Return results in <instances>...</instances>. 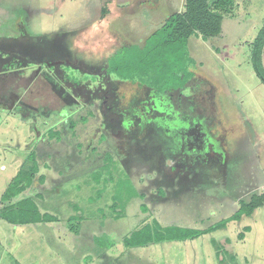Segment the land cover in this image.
I'll return each instance as SVG.
<instances>
[{"label":"rangeland","instance_id":"obj_1","mask_svg":"<svg viewBox=\"0 0 264 264\" xmlns=\"http://www.w3.org/2000/svg\"><path fill=\"white\" fill-rule=\"evenodd\" d=\"M137 1L139 5L132 15L110 18L108 26L101 24L102 32L107 26L111 32L114 29L121 34H134L131 38L139 41L145 32L152 31L164 16L178 10L185 2ZM142 1L145 2L141 4ZM101 5V0H0V24L17 8L28 6L30 32L52 33L95 19ZM233 9L234 17L225 19L220 35L208 39L194 35L190 41L191 55L196 60L195 72L210 75L208 79L215 85L216 102L212 110L218 118L208 126L236 159L231 163L233 167L227 183L215 184L213 179L210 182L200 176L195 185L182 188L175 184L176 193L175 188L168 189L173 180L158 171L155 161L142 159L138 154L123 163L124 167L120 163L117 167L127 171L142 196L133 198L125 215L118 219L108 220L112 218L110 215L101 222L90 218L95 213L87 211L86 205L91 201L88 195L94 190L86 189L87 185L83 184L95 180L88 166L104 164L110 153L116 158L114 150L117 147L112 144L107 147V135L99 134L101 122L102 126L112 123L109 118L113 111L105 106L103 118L97 117L92 110L65 108L42 83L43 102L53 108H46V113L40 110V118H25L19 110L0 107V205L18 172L35 168L39 172L33 190L43 192L44 203L61 220L48 222L46 227L44 223L12 224L0 217V264H219L213 240L224 238L231 240L237 255L236 263L230 261L229 264H264V204L252 215H244L240 220L230 221L226 228L194 239L165 240L131 248L122 243L124 235L138 228L147 217L149 221L157 218L163 226L206 228L234 213L239 208L240 198H250L264 190V82L252 65L250 46L264 23V0H235ZM139 34L141 36L136 37ZM91 36L102 39L96 34ZM20 63L15 60L13 65L20 66ZM87 112L95 116L90 117ZM81 117L85 123L76 125L77 133L72 135L70 120L79 122ZM51 124H55L52 127H56L55 130L62 131L67 143L62 136L59 142L39 138L37 145L35 139L41 127L51 128ZM79 139L82 142L80 150L76 147ZM91 145L97 149L84 157L83 152ZM33 147L35 150L29 152ZM70 147L76 150L72 154H69ZM40 152L45 155L43 159L36 157ZM47 154L55 157L48 158ZM59 169L64 173L57 172ZM68 199L71 206L67 207ZM110 202L108 196L103 197L93 209ZM82 208L86 210L85 218L74 234L72 226L77 220L73 217L77 212L82 213ZM104 208L106 212L109 209ZM68 217L72 219L68 221ZM241 232H244L243 238L239 236Z\"/></svg>","mask_w":264,"mask_h":264},{"label":"trees","instance_id":"obj_2","mask_svg":"<svg viewBox=\"0 0 264 264\" xmlns=\"http://www.w3.org/2000/svg\"><path fill=\"white\" fill-rule=\"evenodd\" d=\"M234 5L235 0H185L183 9L168 15L166 21L146 39L143 45L132 44L114 53L110 59L108 71L120 78L141 79L161 90L168 89L169 91L186 87L194 77L196 66V60L190 50L191 37L195 35L208 39L220 35L223 29V20L225 16L233 15ZM250 46L252 65L256 74L264 82V23ZM82 119L84 118L81 117ZM77 123L78 120H71L73 134ZM55 128L51 127L47 133L50 137L61 140L62 131L55 130ZM93 149L97 148L93 147ZM107 159L99 167L97 165L91 167L95 177L93 182L84 181L83 185L94 190L90 203L86 205L87 211H92L94 204L108 196L110 204L99 205L94 209H97L102 216L110 215L120 218L125 215L129 202L142 195L127 171L117 167L120 161L117 158L114 159L111 153ZM38 172L35 168L22 169L18 172L2 197L1 218L18 225L61 220L60 216L41 210V195L38 193L26 194V191L33 187ZM39 180L43 182L41 178ZM263 204L264 190L252 194L250 198H242L239 208L234 213L206 228L163 226L157 218L149 221L147 217L138 228L123 237L122 243L126 248H131L151 242L194 239L203 234L226 228L230 221L240 220L244 215H252L256 208ZM105 206L109 207L107 212L104 210ZM82 211V213L77 212V216L73 217L77 220L72 226L74 227L73 231H79L80 223L85 218V208H82ZM70 219L72 218L68 217V221ZM239 236L243 238L244 232H241ZM213 242L217 250L219 264H229L230 261L236 263L237 255L232 249L229 238L214 239Z\"/></svg>","mask_w":264,"mask_h":264},{"label":"flooded vegetation","instance_id":"obj_3","mask_svg":"<svg viewBox=\"0 0 264 264\" xmlns=\"http://www.w3.org/2000/svg\"><path fill=\"white\" fill-rule=\"evenodd\" d=\"M29 12L28 6H24L3 19L4 22L0 24L2 41L11 43L19 40L24 43L33 39L28 28ZM54 64L55 62L48 60L18 68L9 62L2 64L0 107L19 110L25 118L37 113L36 110L27 108L30 104L28 98L37 84L45 81L47 72H52L50 69ZM208 78L204 72L196 71L191 83L178 91L166 89L159 92L156 87L145 85L137 87L135 92L127 94L123 99H120L119 91L104 94L107 97L116 95L119 101L116 98V103L106 104L108 99L94 103L93 111L97 117L104 116L105 106L113 111L109 118L112 123L102 126L104 124L101 122L99 134L107 135V147L111 144L117 147L114 152H118L116 158L122 163H128L132 156L138 154H141L142 159L155 161L158 171L173 180L168 184L169 190H174L175 184L182 188L198 184L200 176L210 182L214 180L215 184L225 185L231 176V163L236 159L222 140L216 139L217 136H214L208 126L218 118L215 110H212L216 102L215 85ZM102 117L101 120L104 118ZM74 129L76 132V127ZM62 136L66 142L64 135ZM69 150V154L76 151L73 147ZM120 154L123 156L120 157ZM215 174L219 177L213 176ZM177 190L178 187L174 191L177 193Z\"/></svg>","mask_w":264,"mask_h":264},{"label":"crops","instance_id":"obj_4","mask_svg":"<svg viewBox=\"0 0 264 264\" xmlns=\"http://www.w3.org/2000/svg\"><path fill=\"white\" fill-rule=\"evenodd\" d=\"M101 1H102V5L100 6L99 9V15L95 19L93 20L91 19V21L86 20L81 22L80 25L72 24L71 26L62 27L59 30L54 31L52 33L30 32L33 39L31 41L28 40L27 42L24 43L20 42L19 40L12 41L11 43H5L4 41H2L3 40L2 37H0V59L2 60L0 61L3 64H5L6 62L12 63L15 60H17V61H21L22 63H20V66H17L16 64H14V66L22 67L25 65H33L40 62H44L45 60L55 62L54 67L50 69V71L52 70V72H47V77L45 78V81L39 82V84H37V86L30 93L31 97L28 98V102L30 104L28 105L27 108L32 109V111L36 110L37 112L34 114L32 113L33 115H30L33 119H37L38 117L40 118L41 113L38 110L44 109V111H46V108L49 109L53 108L51 105L47 106V104L43 102L44 88L42 86V83L45 84L46 87H49L53 95H55L57 99L62 103L61 106L64 107L70 106L72 108H77V109L78 108L88 109L90 112L91 110L93 112V108H95L94 105L95 102H101L104 99L106 100L108 99L106 104H111L119 101V97L116 95L107 97L104 94H111V92L119 91L121 93L120 99H123V97L127 96V94L131 92H135L137 90V87L139 88L140 86H145V85H147L150 88L156 87L151 83L142 81L141 79L132 80L129 78H120L115 74L110 73L108 71V68L110 64V59L114 55V53L118 52L121 48L132 44L143 45L146 39L166 21L168 15L167 17L164 16L163 19L160 21L159 25L156 26L152 31L145 32L146 34L143 37H141L139 41H135L132 39L134 38L133 36L134 34L125 35V34H121L120 32L114 29L113 32H111L107 28V26L108 23L110 22L109 21L110 18L112 17L120 18L123 17L122 15L128 17L132 15L135 9L137 8L136 5H139L138 1L132 0L134 1L133 3L128 2V0H101ZM144 2L145 1H142L141 4H143ZM183 7L184 6H181L178 10H182ZM228 16L234 17V15L225 16L223 20V24ZM102 23H106L107 25L104 27V29L106 28L104 32H102L101 30L103 28L101 27ZM153 25H155V22H153ZM90 30L97 32L94 33L93 31ZM92 34H96L97 37L102 36V39H98V38H97L98 40L96 38L93 39V36H91ZM138 36L140 37L141 34L136 35V37ZM263 62H264V53H263ZM29 75H31V73ZM206 76L209 77L210 75H206ZM39 77H41V74ZM189 83H191V81L188 82V84ZM188 84L186 85V87L188 86ZM156 88L158 89L159 92H163L166 90V89L161 90L158 87ZM178 90L179 89L169 90V91H178ZM103 91L105 92L103 93ZM116 98L118 99V101ZM89 116L91 117L95 115L90 114ZM80 122L81 124L85 123V122L82 123L83 121L81 120L78 122L77 126L80 125ZM60 124L62 123L60 122ZM54 125L55 124L53 125L51 124L49 127H53ZM41 129L43 131L41 130L38 132L35 141H38L39 138H44L48 141L51 140L58 141L57 138L55 137L52 138L48 135L47 131L50 128L47 127L46 129H43V127H41ZM75 133H77V127ZM75 133L72 135H75ZM76 147L79 150L82 149V142H80V139ZM34 150H35L34 147L30 148L29 152ZM91 150H93L92 145L86 148V151H89L88 153L86 151L83 152L84 157L90 156ZM36 157H38V159H43L45 155L43 154V152H40L36 155ZM47 157L53 158L55 157V155L47 154ZM116 157L118 158V152ZM46 162L47 160L44 161L43 164L45 165ZM120 163L123 164L122 162ZM55 165L56 164L54 163V167L52 166V169L55 168ZM122 166L124 167V165ZM91 167L92 165L88 166L87 168L91 170ZM57 172L64 173V171L61 169H59ZM34 188H36L35 185L32 187V189H28L26 191V194L38 193L39 195H41L40 196V199L42 200V201L40 200L41 210L51 212L52 210L51 207L45 204L43 201L44 198L43 192L40 193V190L37 189H36L37 191L35 192L33 190ZM87 188L88 187L86 186V189ZM92 194L91 193L89 194V198H91ZM70 202L71 200L68 199L65 202L66 203L65 205L67 207L71 206ZM92 211H94L95 214L92 215V217L90 218H95L98 222L105 220L106 216L100 215L97 209H92ZM110 219L112 220L118 218L110 217L108 220ZM83 221L84 219H82V222ZM44 225H46L47 227L48 224L44 223ZM80 227H82V223L80 224ZM54 228H56V226ZM74 232H75L74 234H77L76 230ZM79 234H81V232Z\"/></svg>","mask_w":264,"mask_h":264}]
</instances>
